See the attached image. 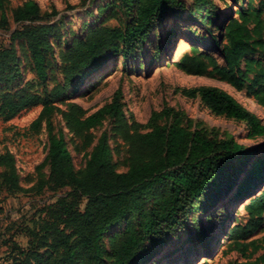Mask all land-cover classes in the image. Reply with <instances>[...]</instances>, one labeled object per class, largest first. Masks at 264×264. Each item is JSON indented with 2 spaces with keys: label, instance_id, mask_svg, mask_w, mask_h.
I'll list each match as a JSON object with an SVG mask.
<instances>
[{
  "label": "trees",
  "instance_id": "trees-1",
  "mask_svg": "<svg viewBox=\"0 0 264 264\" xmlns=\"http://www.w3.org/2000/svg\"><path fill=\"white\" fill-rule=\"evenodd\" d=\"M121 2L124 10L136 5L133 20L124 27H95L85 40L75 42L62 57L67 64L66 81L85 78L99 66L102 57L118 55L125 62L134 58L143 48L149 30L167 17L181 18L186 11V16H198L202 20L217 17L206 6L207 0H194V8L188 10L181 0ZM0 19L5 24L3 13ZM41 19L38 4L26 0L14 12L13 20L30 23L15 29L11 37L25 41L36 77L44 81L54 25L36 22ZM223 35L224 44L212 38L222 57L221 65L212 56L203 60L185 54L176 66L194 75L206 73L209 66L219 80L238 91L245 89L264 106V69H257L251 77L247 75L251 65L259 62L250 55L264 48L261 8L248 0L245 6L227 15ZM15 53L11 44L0 47V66L14 61ZM10 77L11 74L0 73L4 81ZM65 91V86L58 85L45 96L30 92L2 93L0 115L4 119L28 106L41 104L32 126L45 121L48 147L44 160L48 164V176L46 182L38 180V187L47 184L50 191L63 190V195L42 209L44 216L36 227L28 230L25 248L14 249L0 264H141L154 255L156 248L165 243L190 214L216 202L254 153L231 136H219L214 129L199 127L183 111L168 105L152 111L148 119L150 129L141 132L138 123L129 124L124 118L120 91L116 90L110 102L92 113H87L77 103H70L62 116L69 130L81 135L99 125L106 116L114 117L118 133L129 145L127 169L117 171L112 165L102 133L84 168L75 171L62 130L55 133L50 121L52 113L58 110L54 103ZM182 93L188 97L198 95L214 114L244 121L248 138L264 136V124L224 89L203 85L184 88ZM13 163L10 154H0V165L8 168L0 187L18 189ZM261 178H264V154L252 160L240 189ZM244 208L247 221L234 224L226 234L242 255L247 256V244L243 240L262 223L264 190L250 197ZM121 222L125 223L124 229L110 238L108 248L103 236ZM252 245L249 255L260 248L257 242ZM231 264H264V254L252 261Z\"/></svg>",
  "mask_w": 264,
  "mask_h": 264
},
{
  "label": "rangeland",
  "instance_id": "rangeland-1",
  "mask_svg": "<svg viewBox=\"0 0 264 264\" xmlns=\"http://www.w3.org/2000/svg\"><path fill=\"white\" fill-rule=\"evenodd\" d=\"M26 0H0V18L3 13L5 24L0 19V47L11 44L15 48V60L0 66V73L11 74L10 79H0V104L3 92L22 94L38 93L45 96L55 86H65V93L55 101L58 108L50 116L53 131L62 130L72 165L75 171L84 168L85 162L103 133L110 151L111 163L117 171L127 169L129 145L118 133L116 119L106 116L99 125L81 134L69 130L62 113L68 104L77 103L92 113L110 102L113 93L120 91L119 99L124 118L130 124L140 125L139 131L150 129L148 119L152 111L164 105L183 111L193 123L208 130L214 129L219 136H231L254 153L247 159L229 188L214 203L207 204L200 211L190 214L169 236L165 243L156 248L154 255L141 264H231L254 260L264 254V212L261 225L243 240L247 244L243 256L227 232L234 224H244L248 214L244 204L250 197L264 190V178L254 179L245 189L241 181L255 157L264 154V136L248 138V127L244 121L234 120L211 112L197 95L188 97L184 88L216 86L234 96L264 124V106L243 90H236L221 81L208 66L201 75L189 74L176 66L185 54H193L206 60L212 56L218 64L223 60L217 44L212 38L225 43L224 25L227 15L245 6L248 0H207L206 6L217 17L198 16L181 18L167 17L149 30L143 48L134 58L125 62L121 56H107L99 59V66L85 78L66 81V62L63 55L77 41H83L95 27H124L135 17L136 5L130 10L122 8L121 0H33L38 4L42 19L36 22L52 23L54 30L50 37L52 45L48 52L47 78L38 80L32 67L29 52L23 39L12 38L11 33L30 22H16L14 12ZM186 10L194 8V0H181ZM261 8L264 17V0H251ZM250 57L258 60L247 72L264 69V48H258ZM244 68V63L241 64ZM41 104L22 109L15 116L4 119L0 115V154L13 157L14 172L18 177V189L0 187V263L11 255L14 249L25 248L29 240L28 230L36 227L44 216L43 208L53 204L63 195V190L50 191L47 184L38 187V180L46 182L48 164L45 155L48 147L45 121L32 126L41 110ZM163 122V120H160ZM8 168L0 165V181ZM85 200L81 202L83 207ZM124 222L115 225L103 236V243L109 248L110 238L123 231ZM252 242L260 248L252 255Z\"/></svg>",
  "mask_w": 264,
  "mask_h": 264
}]
</instances>
